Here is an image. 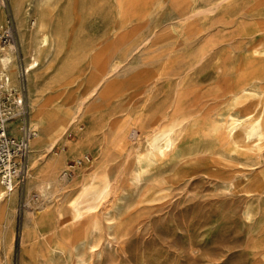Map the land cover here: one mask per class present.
I'll return each instance as SVG.
<instances>
[{"label":"rangeland","instance_id":"1","mask_svg":"<svg viewBox=\"0 0 264 264\" xmlns=\"http://www.w3.org/2000/svg\"><path fill=\"white\" fill-rule=\"evenodd\" d=\"M27 1L22 0L20 14L26 28L31 19ZM11 3L8 8L23 57ZM47 11L49 31L57 42L39 69V85L63 73L75 47L83 46L84 57L77 65L79 75L71 81L64 76L56 88L44 89L41 98L58 95L57 101L69 107L84 100L89 59L100 55L102 65L112 63L115 71L85 101L80 129L93 119L110 124L132 122L139 115L146 116L145 131L140 128L116 160L126 173L117 179V193L98 212L101 229L94 252L74 251L66 242V253L50 259L41 240L30 239L29 234L34 220L62 204L65 196L38 200L32 192L25 199L24 184L10 228L17 240L26 234L27 242L11 249L0 246V264H264V148L256 153L243 147L232 158L217 156L224 141L217 115L232 105L223 95L225 79L264 33V0H50ZM0 19L1 27L5 22L1 8ZM161 67L165 75L152 88L148 81ZM261 86L264 81L257 82L255 91ZM26 100L30 116L27 88ZM159 102L189 112L179 148L199 146L203 155L179 166L170 155L158 160L155 171L160 178L133 191L128 174L135 152L144 148L153 107ZM173 112V107L168 109L162 127L171 125ZM29 122L36 129L30 117ZM66 136L75 141L72 132ZM83 155L92 160L98 150L90 145ZM67 162L75 165L73 158ZM66 174L70 179L74 171Z\"/></svg>","mask_w":264,"mask_h":264},{"label":"bare ground","instance_id":"2","mask_svg":"<svg viewBox=\"0 0 264 264\" xmlns=\"http://www.w3.org/2000/svg\"><path fill=\"white\" fill-rule=\"evenodd\" d=\"M49 2L50 0H29L26 13L31 19L27 28L20 18L22 0H12L11 5L17 20L16 28L23 52L26 88L31 109L29 117L31 121L36 122V132L29 141L25 199H30L32 192H36L38 200L39 197L65 196L62 204L52 211L43 212L39 218L34 220V228L30 230L29 234L30 239L41 240L43 252L52 259L55 255L60 256L66 253V242L71 244L74 251L80 249L95 251L96 234L101 229L97 218L98 212L101 206H104L110 197L117 193V179L126 173L124 164H118L116 160L121 156L124 147L128 145V141L138 136L136 132L140 128L145 131L142 121L146 116L138 115L132 122H126V120L110 124L93 119L88 126L80 129L79 123L86 113L85 101L93 98L115 71V65L112 63L108 66L102 65L100 55H93L89 59L84 100L74 107H69L67 104L57 101L58 95H52L46 99L41 98L44 89L56 88L64 76H68L70 78L68 80L71 81L76 75H79L76 73L77 65L79 60L84 57L83 46L73 47L74 49L67 56L63 73L49 79L44 85H39L41 78L39 69L48 61L57 42L56 37L49 31V23L46 21ZM251 60L259 61V63L254 65L250 62ZM171 66L173 67V65ZM162 67L155 77L148 81L152 88L165 75ZM168 70L170 71V69ZM16 74L12 45L0 46V77L7 76L8 86L15 88ZM263 81L264 33L259 36V42L254 44L248 53L243 54L237 67L230 69L225 79L227 88L223 95L226 94L230 97L232 105L231 108L229 106L230 110L223 111L224 113L217 112V121L221 122V127L224 130V141L220 145V152L217 156L232 158L233 154L239 153L243 147L256 153L264 148V86H261L259 91H255L257 82ZM145 82L147 83V80ZM217 93L219 95V92ZM172 107L175 119L171 125L162 127L161 121L168 116V109ZM192 107L191 109H193ZM189 117V112L181 110L175 104L168 106L159 102L153 107L150 125L147 126L150 130L145 135L146 139L143 137L145 143L142 147L144 148L141 150L138 148L135 152L134 164L128 174L133 191L160 178L159 176L157 179L155 171V163L158 160L170 155L179 166L190 163V161L191 163L195 162L196 157L202 154V151L197 148L199 146H187L192 147L188 150L179 148L182 147L179 142L180 132L182 126L190 119ZM69 132L74 134L75 141L66 138ZM210 143L212 142L210 141ZM90 145H94L98 150L97 157H93L92 160L83 155L85 147L87 149V146ZM138 145L135 147H140ZM210 150L208 151L210 152ZM70 158L74 159L75 165L68 164L67 161ZM68 170L74 171V175L70 179L66 176ZM18 197L19 192L16 188L8 190L0 185V246L9 249L16 244L22 246L27 242L26 234L25 237L21 236L17 240L15 233H12L10 228L17 217V208L14 203ZM113 218L114 216H110L109 220H113Z\"/></svg>","mask_w":264,"mask_h":264},{"label":"built area","instance_id":"3","mask_svg":"<svg viewBox=\"0 0 264 264\" xmlns=\"http://www.w3.org/2000/svg\"><path fill=\"white\" fill-rule=\"evenodd\" d=\"M8 3L9 0H0V8L5 11L0 46L13 47L18 87H9L7 76L0 77V185L21 192L28 176L29 141L36 130L29 122L25 68Z\"/></svg>","mask_w":264,"mask_h":264}]
</instances>
